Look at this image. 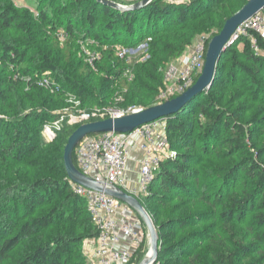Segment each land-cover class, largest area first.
I'll return each mask as SVG.
<instances>
[{"label":"trees","instance_id":"trees-1","mask_svg":"<svg viewBox=\"0 0 264 264\" xmlns=\"http://www.w3.org/2000/svg\"><path fill=\"white\" fill-rule=\"evenodd\" d=\"M12 1L0 0L1 3L5 2L7 4ZM57 1L59 0H49L48 5L45 1L39 13V18L51 24L52 20L47 16V12L49 13L50 11L51 13L54 11L61 17H68L73 6L68 7L63 2L65 0ZM69 1H72L77 8L82 9L81 11L87 21L86 26L79 32L80 39L99 41L106 46V49L111 52V59L114 60L113 65L118 70L117 73L113 74L111 82L113 84L118 83L124 87L128 86L129 82L121 77L128 65L125 60L118 58L115 49L117 45L133 48L144 39V35H146V39L151 36L149 34L154 33L156 30L167 31L171 27H176L178 30L184 31L187 29L185 23L189 18L195 17L197 12L210 10L212 6H216L215 11L218 15L213 21L208 22L206 28L203 30L192 29L191 38L186 43L180 44L178 48L169 43H165L163 46L170 60H174L186 52L187 46L192 43L197 33L217 30V33H213L207 39L206 49L208 50L209 42L219 34L226 21L242 9L249 0H186L178 3L171 0H154L152 5L146 9L138 12L122 13L110 7L99 5L94 0ZM55 2L58 3L56 7ZM98 16L106 20L103 23L104 36L94 30ZM24 18L29 20L31 13L25 10ZM10 29L28 33L30 32L29 22L22 20L14 7L10 6L8 8L0 5V30L8 31ZM76 32L77 30L73 27L72 20H66L68 39L65 44H69L73 40ZM255 37L260 47L259 55H255L249 37L241 38L238 42H235L231 48L223 53L219 61L216 79L209 90L216 88L219 76L224 70L223 61L236 48L237 52L242 55L243 60L251 65H243L241 67L251 90L258 97L264 95L262 77H260L264 71V39L257 35ZM135 41L137 42L136 44H134ZM149 45L152 48L154 41ZM240 46H242L241 49H239ZM21 48L20 45L11 42L0 44V63L6 70L10 71L9 77L0 73V111L9 117H13L10 122H6L3 119L0 120V264H86V260L81 255L73 256V250L78 248L85 239L96 238L98 232L97 228L92 224L85 199L80 195H76L73 191L64 163L65 145L79 126L70 127L65 125L55 139L49 140V142L46 139L44 140L42 131L46 126L53 125L60 120L62 115H53L49 109H45L43 89L36 86L34 82L44 74L53 76L54 82H50V89L59 102L62 101L63 103L66 101L64 97L67 96L69 90L66 85L83 104L91 105V98L94 96H91L80 82L65 76L53 64L49 54H44L42 65L37 70L39 72H35L36 70H33L29 63L26 62V52ZM27 77H32L33 81H29L26 84L23 79ZM28 87L31 88V91L37 92V100H34V102L40 108L22 115V112L16 107L17 103L14 100V94L16 91L27 89ZM25 95L31 99L29 92ZM157 104L158 101L155 99L146 104L143 109L156 106ZM98 106H101V104ZM219 112L211 97L204 93L189 103L179 114L164 119L166 121L169 144L173 151L181 146V142L190 138L191 134L187 123L190 119L196 122L200 132L204 135V143L207 144L210 133L216 134L222 123L225 124L227 130H230L231 126L229 125L234 123L235 128L230 130L229 142L237 149L244 148L248 137L245 127L239 122L236 123L231 115H228L229 118L225 123L223 120L225 115H220ZM198 117H203L205 122L201 123ZM180 157L187 160L188 156L181 155ZM73 163L77 167L75 153L73 155ZM16 166L21 168H39L45 173L48 172L52 175L29 180L21 175L13 174L12 171H14ZM239 166L244 176L254 180V190L264 196V166L261 162V157L260 159H247ZM184 168L185 165L179 163L178 158L171 157L162 163L154 183L150 186V194L140 199L143 208L148 213L149 210L146 203L152 204V202H156L163 205L162 203L166 198L158 191H154V188L182 192L187 195L192 194L175 174V172H184ZM234 171L231 170L230 172L233 173ZM204 195V193L198 195V199H203L214 208L225 203V200L221 199L220 196L211 201L210 197H205ZM19 196L23 199L21 203L22 213L16 210L13 211ZM56 196L64 197V199L52 203L53 200H56ZM254 196L253 193H246L243 197L232 198L230 207H232V210L236 209L239 214L249 211L252 209L251 202ZM6 201H13L14 204L12 206L9 204L8 206L5 203ZM10 208L13 214L7 212ZM85 213L88 215L86 223L83 227L80 225L81 228L78 230L76 227L79 225L78 219ZM227 213L230 214L231 212H224L223 217ZM10 218L13 219L12 223L9 222ZM151 218L158 232L159 263L167 264L163 261V255L168 256L170 248H165L164 240L173 238V234L168 233L167 230L173 225L172 223H176L178 226H186L188 219L178 217L176 220L162 221L156 220L153 216ZM259 218L258 222L264 224V215H259ZM66 224H69V226ZM210 236L214 237L212 234ZM243 242L244 238H236V243L240 245V248H243V257L246 259L250 253L251 246ZM146 251L147 246L141 249L129 264H140ZM231 255L232 257H229V259L232 260L235 255Z\"/></svg>","mask_w":264,"mask_h":264},{"label":"rangeland","instance_id":"rangeland-1","mask_svg":"<svg viewBox=\"0 0 264 264\" xmlns=\"http://www.w3.org/2000/svg\"><path fill=\"white\" fill-rule=\"evenodd\" d=\"M60 1L63 0L57 2ZM44 2L49 4V0H13L9 4L0 2L1 6L14 7L21 19L28 21L30 26L28 33L17 29L0 30V44L11 42L20 45L21 49L26 52V62L33 70H36L35 72H39L37 70L42 65L44 54H49L53 64L65 76L80 82L90 95L94 96L90 97L91 105L83 104L81 101L75 107L73 104H68L67 96L64 97L65 103L59 102L51 89L44 87L42 88L44 107L49 109L53 115H60L66 109L71 112L89 110L99 104H101L100 107L138 106L143 108L149 102L157 100L159 92L164 88L163 76L166 68L172 62L185 60L192 45L217 33V30L197 33L192 43L187 46L186 52L177 59L170 60L168 53L164 51L165 43L178 48L180 44L186 43L191 38L192 29L203 30L206 28L208 22L213 21L218 15L215 11L216 6H212V9L197 12L195 17L189 18L185 23L187 29L184 31L171 27L167 31L156 30L149 34L154 39L152 40L154 41L153 49L149 45L151 43L148 46L145 45L147 40L144 35V39L139 44H136L135 41L136 46L129 48L132 59L127 63L128 66L124 69L121 77L128 81L129 85L122 87L118 83L111 82L113 74L118 70L113 65L114 60L111 59V52L106 49V46L99 41L80 39L79 32L87 24L82 9L77 8L72 1L65 0L63 2L68 7L73 6L71 14L68 17H61L54 11L53 13L47 12V16L52 20V23L48 24L39 18ZM57 2H55V7ZM25 10L31 13L29 20L24 18ZM66 18L72 20L73 27L77 30L76 36L69 44H65L68 39L66 33V20L68 19ZM105 21L104 18L98 16L94 27V30L101 36L105 35L103 31ZM119 48L123 47L117 45L116 51ZM131 49L134 51L132 52ZM94 54H100L102 57L94 66H89L87 61ZM223 62L224 70L219 76L216 88L205 91V94L211 97L216 108L220 111L219 114L225 115L223 118L225 123L229 118L228 115H231L236 123L239 122L245 127L248 135L247 144L244 148L237 149L229 142L230 130L235 128L234 123L229 125L231 126L230 130H227L225 124L222 123L216 134L210 133L208 144L204 143L203 133L200 132L196 122L190 119L187 121L190 138L181 142V146L177 150L173 151L171 147L167 150L166 154L174 153V158H178L179 163L185 165L184 172H175V174L192 193L187 195L182 192L154 188V191L166 196L163 205L156 202L146 203L149 214L156 220H176L178 217L188 219L186 226L172 223L173 225L167 230L168 233L173 234L172 239L164 240L165 248H170L168 256L163 255V261L167 264H264V224L258 222L259 215H264V196L254 190V180L244 176L239 168V164L247 159H260V157L264 166V95L258 97L251 90L243 68H241L243 65H251L243 60L236 48ZM0 73L10 76V71L6 70L1 63ZM44 77L50 82H54L53 76ZM260 77H262L264 88V71ZM66 88L69 89L67 95H74L67 85ZM28 92L33 100L26 97L25 94ZM14 100H16V107L22 112V115L40 108L34 102L37 100V92L31 91L29 87L16 91ZM198 118L201 123L205 122L203 117ZM1 119L10 122L13 117L0 111ZM45 139L48 140L47 142L50 140ZM205 149L206 151H204ZM181 155H187V160L181 158ZM259 155L260 157H258ZM231 170L235 171L232 173ZM12 172L29 180L52 175L39 168H21L19 166H16ZM53 176L55 175L53 174ZM203 193L205 197H210L211 201L220 196L225 200L224 205L214 208L203 199H198V195ZM246 193L255 195L251 202L252 209L239 214L236 209L232 210L230 203L232 198L243 197ZM63 199L64 197L56 196V200H53L52 203ZM22 200L21 196L17 198L16 206L13 205L15 206L13 211L23 212ZM5 203L8 206L14 204L13 201ZM13 211L11 208L7 210L11 214ZM228 211L231 213H227L223 217L224 212ZM87 217L86 213L80 216L79 225L76 226L78 230L85 225ZM9 222L12 223L13 219L10 218ZM66 225L69 226V224ZM210 234L214 237H211ZM238 237L244 238L243 243L251 246L246 259L243 257V248H240V245L236 243ZM88 243H91V239H85L78 248L74 249L73 256L81 255L86 260V264H94L87 259ZM231 254L235 255L232 260L229 259L232 257Z\"/></svg>","mask_w":264,"mask_h":264},{"label":"built area","instance_id":"built-area-1","mask_svg":"<svg viewBox=\"0 0 264 264\" xmlns=\"http://www.w3.org/2000/svg\"><path fill=\"white\" fill-rule=\"evenodd\" d=\"M111 1L121 6H132L143 0ZM171 1L181 2V0ZM237 29L231 40V46L241 38L249 37L256 55H259L260 47L255 35L264 39V10ZM146 40L145 45L148 46L153 39L148 37ZM206 43L207 39H203L192 45L185 60L172 62L166 68L163 76L164 88L158 94V104L179 97L197 82L205 66ZM131 50L134 51V49ZM116 53L118 58L125 60L126 63L132 59L129 48H119ZM101 57L100 54H94L88 59V65L94 66ZM44 76H48V74L37 78L34 84L39 88H51L50 81ZM23 80L27 84L29 81H33V78L27 77ZM66 99L68 104H73L75 107L81 103V100L75 95H67ZM141 110L143 108L137 106H97L89 110H76L75 112L66 109L60 113L62 115L60 120L45 127L42 136L52 140L58 136L65 125L77 127L109 118H122L126 115L137 114ZM50 131L53 133L48 136ZM135 138L143 141L141 144L143 157L138 173L137 187L129 193L139 200L148 196L150 186L154 183L162 163L168 158L175 157L172 152L166 154L170 149V144L165 120H157V122L143 125L133 133L125 135L109 132L85 138L78 144L75 151L77 169L90 179L124 189L132 153L130 144ZM71 185L75 194L85 199L92 224L97 228L98 234L93 239L96 246L95 264H129L141 249L145 246L148 248L147 227L134 210L112 196L93 192L72 182ZM156 264H160L159 261Z\"/></svg>","mask_w":264,"mask_h":264},{"label":"water","instance_id":"water-1","mask_svg":"<svg viewBox=\"0 0 264 264\" xmlns=\"http://www.w3.org/2000/svg\"><path fill=\"white\" fill-rule=\"evenodd\" d=\"M99 5L110 7L119 12H138L148 8L154 0H143L132 6H121L111 0H94ZM264 10V0H249L248 3L240 9L233 17L228 19L221 31L208 44V50L205 58V66L197 82L179 97L171 101L157 104L141 110L137 114L126 115L122 118H109L107 120L95 121L80 125L71 135L65 145L64 163L68 179L77 185L83 186L93 192H99L112 196L136 212L148 231V251L140 264H156L159 261V241L156 225L148 213L143 208L140 200L133 194L114 185H107L97 180L90 179L82 174L73 163V155L78 148V144L89 136L96 134H108L114 132L118 134L133 133L141 126L164 120L179 114L189 103L202 96L205 91L209 90L217 74L220 59L223 53L231 48V40L235 35L237 28L249 21L253 16ZM238 42V41H237Z\"/></svg>","mask_w":264,"mask_h":264},{"label":"crops","instance_id":"crops-1","mask_svg":"<svg viewBox=\"0 0 264 264\" xmlns=\"http://www.w3.org/2000/svg\"><path fill=\"white\" fill-rule=\"evenodd\" d=\"M142 140L139 138L133 139L131 142V147H132V153H131V158H130V163L128 166V170L126 173V185L124 189L128 192L133 191L137 187V182H138V173L141 165V160L143 157V151L141 150V144ZM95 243H93V239H91V243H88V248H87V259L90 261V263L95 264V259H94V253H95Z\"/></svg>","mask_w":264,"mask_h":264},{"label":"bare ground","instance_id":"bare-ground-1","mask_svg":"<svg viewBox=\"0 0 264 264\" xmlns=\"http://www.w3.org/2000/svg\"><path fill=\"white\" fill-rule=\"evenodd\" d=\"M52 133H53V132H51V131H50V132H48V134H47V135H48V136H50V135H52Z\"/></svg>","mask_w":264,"mask_h":264}]
</instances>
